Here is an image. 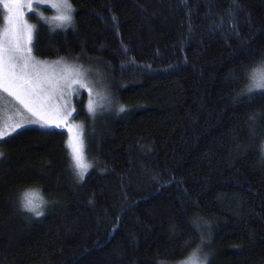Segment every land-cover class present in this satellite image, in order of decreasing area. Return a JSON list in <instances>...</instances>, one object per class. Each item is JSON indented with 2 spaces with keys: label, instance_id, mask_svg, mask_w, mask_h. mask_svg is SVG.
Returning <instances> with one entry per match:
<instances>
[{
  "label": "trees",
  "instance_id": "obj_1",
  "mask_svg": "<svg viewBox=\"0 0 264 264\" xmlns=\"http://www.w3.org/2000/svg\"><path fill=\"white\" fill-rule=\"evenodd\" d=\"M69 1L71 26L36 23L33 53L102 74L96 121L74 116L93 167L78 183L61 129L0 143V264H177L198 247L264 264V95L242 98L264 0ZM28 189L50 201L40 217Z\"/></svg>",
  "mask_w": 264,
  "mask_h": 264
},
{
  "label": "snow or ice",
  "instance_id": "obj_2",
  "mask_svg": "<svg viewBox=\"0 0 264 264\" xmlns=\"http://www.w3.org/2000/svg\"><path fill=\"white\" fill-rule=\"evenodd\" d=\"M231 2L236 5V0H231ZM182 3L187 4L188 0H182ZM44 4L48 5V10L52 8L60 10L61 14L52 18L53 21L57 22L56 28L72 24L74 9L69 0H0L3 10L7 11V15L2 17L3 27L0 28V91L7 96L13 97L28 113L36 117V119H27L22 116L21 122L15 123L14 126H8L10 130L0 131V143L6 142L5 138H11L13 133L19 135L32 127L48 131L67 127L70 136L65 146L70 150V159L72 161L70 166L73 168L77 182L82 183L85 174L93 167L92 164L85 162L83 127L67 123L69 117L72 116L71 111L64 115L57 108L53 116H48L43 114L41 110L43 105L38 109L32 103V98H38L43 86L49 83V80L38 71L41 66L46 65L48 62L37 61L33 55L37 29L28 25L26 19H31L33 15H39V13L35 12V7H42ZM25 8L28 9L26 14L24 13ZM227 16L229 19H234V11L229 9ZM115 19L113 17V20ZM56 28H53L52 31L55 32ZM232 30H235V25L232 26ZM124 50L125 52L127 51L126 48ZM54 63L58 64L60 61ZM65 71L69 75L74 73L77 77H82L79 69L66 68ZM62 78L67 79V76ZM245 78L249 80V86L242 93L243 99L251 100L254 96L264 95V61L258 62L257 66H254L246 74ZM73 84L79 85L82 89H88V84L83 78L72 79L67 87L71 88ZM87 107L90 113L96 111L93 100L89 101ZM125 110L123 106L120 108L121 112ZM252 123L255 124L256 121L252 120ZM260 151L262 158H264V147ZM3 155L0 152V158ZM49 203L50 201L44 197L40 189H28L21 195L22 209L31 212L35 217L42 216L44 208ZM195 226L199 228L200 225L196 224ZM208 261V255H202V247H198L181 264H208Z\"/></svg>",
  "mask_w": 264,
  "mask_h": 264
},
{
  "label": "rangeland",
  "instance_id": "obj_3",
  "mask_svg": "<svg viewBox=\"0 0 264 264\" xmlns=\"http://www.w3.org/2000/svg\"><path fill=\"white\" fill-rule=\"evenodd\" d=\"M27 11L28 9L25 8L24 13L26 14ZM35 12L39 13V15H33L31 19H26L27 24L35 29L36 23L38 22L49 23L51 21V23L49 24H54L56 26L57 22L53 21L52 18L61 14L60 10H57L55 8L48 10L47 4H44L42 7H35ZM0 15V28H2V17L7 15V11L3 10L2 5H0ZM70 26L71 25H66L61 28H67ZM35 58L37 61L48 62L46 65L41 66L38 71L41 72V75L43 77H46L49 80V83L43 86V90L39 92L38 98H32L33 105L38 109H40L41 105H43V108L41 110L43 111V114L48 116H53L54 111L57 108H59L61 113L64 115H66L67 112L71 111L72 116L69 117L67 123L70 125H80L83 127V131L85 132L84 124L74 119V116H76L77 114L76 103L82 104L87 113L91 115V118L96 121L98 115L100 114L101 110L104 108L108 100V92L106 90L102 74H100V72L95 68L85 67L74 62H69L61 59L50 60L39 58L37 56H35ZM56 61H60V63H54ZM66 68L79 69V71L82 73V77H77L74 73L69 75L65 71ZM64 76H67V79H63L62 77ZM76 78H83V80L88 84V89H82L77 84H73L71 88H68L67 85L71 83L72 79ZM89 89H91V91H89ZM78 93L79 95H77ZM0 97H2V99H0V131L10 130L8 126H14L15 123L21 122L22 116L27 119H36V117H33L30 113H28L27 110L24 109L23 106L20 105L19 102L16 101L13 97L7 96L2 91H0ZM90 100H93L95 102L96 111L94 113H90L88 111L87 106ZM59 129L64 130L67 133V138L69 139L70 133L68 132L67 127H62ZM84 156L86 157L85 149ZM85 162L88 163L86 158ZM190 254L187 257H189ZM185 259H183L182 261H184ZM181 262L177 264H181Z\"/></svg>",
  "mask_w": 264,
  "mask_h": 264
}]
</instances>
